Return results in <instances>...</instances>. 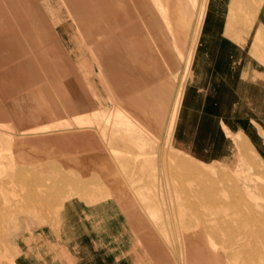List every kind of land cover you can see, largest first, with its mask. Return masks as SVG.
I'll use <instances>...</instances> for the list:
<instances>
[{"label":"rangeland","instance_id":"obj_1","mask_svg":"<svg viewBox=\"0 0 264 264\" xmlns=\"http://www.w3.org/2000/svg\"><path fill=\"white\" fill-rule=\"evenodd\" d=\"M45 1L14 0L8 5L20 9L24 17L19 20V27L25 29L35 26V18L30 17L34 12L55 14L66 5L69 11L77 13L81 8V0ZM110 1L104 0L105 11L111 10ZM140 1L133 0V20L140 22V11L145 7L150 24L155 21L159 27L163 25L165 42L172 45L181 65L180 82L173 93L162 133L156 136V132L141 128L118 107L123 106L119 102L115 108L64 116L60 113L57 90L47 91L56 104L52 115L7 114L5 119L0 114V264H16L15 245L21 236L43 228L50 230L53 240L66 247L73 239L82 240L84 251L90 254L85 264L90 260L94 264L97 260L100 264H115L114 257L103 254L108 252L117 254L118 264H264V158L247 137L226 128L215 139L213 151L206 147L205 128L209 126L204 121L203 107L197 114L193 112L195 121L190 125L191 133L197 137L190 142L198 145L182 146L176 140L185 93L193 85L194 60L198 49L207 41L213 0H143L144 4ZM220 1L229 6L221 9L227 14L228 27L241 25L249 18L247 14L254 16L249 19V25L258 35L251 45L264 58L257 45L259 25L264 24V0ZM116 3L122 6L124 0H114ZM1 15L0 12V22ZM40 17L39 22L44 26V15L40 13ZM49 27L54 32L49 36L52 39L49 45L38 42L35 34L22 36L26 52L21 58L27 60L23 67L28 74L22 73L20 78L26 81L30 77L28 80L36 81L37 88L48 81L43 72L51 69L49 56L64 57L59 61L61 65L53 67L55 73L77 72L66 46L55 33L54 23ZM34 43L32 50L36 55L48 46L53 50V54L48 51L45 68L29 58L27 46ZM14 47L0 48V61L3 58L8 67L17 62L12 57ZM56 74L58 81L48 85L58 88L61 77ZM175 75L178 76L177 70ZM212 78L210 73L203 78L201 86L210 84ZM23 92H19L21 102L30 100L27 96L33 92ZM1 94L0 111H8L11 100L3 99ZM31 98L36 102V111L46 109L45 100ZM42 125L43 130L39 128ZM8 126L17 130H5ZM78 130H83L85 137ZM28 138L26 142L24 139ZM36 174L42 178H35ZM157 202H164V207L161 203L156 205ZM83 206L96 210L100 220L95 225L97 234L92 225L97 221L80 222L82 214L73 212L70 224L72 227L75 222V227L64 238L59 236L63 221L73 209L80 211Z\"/></svg>","mask_w":264,"mask_h":264},{"label":"crops","instance_id":"obj_2","mask_svg":"<svg viewBox=\"0 0 264 264\" xmlns=\"http://www.w3.org/2000/svg\"><path fill=\"white\" fill-rule=\"evenodd\" d=\"M67 1L61 0V3ZM94 1L93 4L91 0H81V8L77 13L69 11L66 5L63 10L55 14L36 11L37 13L30 15L33 19L35 18V26L28 29L7 25V27L4 25L0 27V34H2L0 48L6 45L15 46L12 55H15L14 59L17 58V63L12 64L11 67L2 64L5 63L3 58V62H0L1 96L2 98L4 96L3 99L11 100L9 113L5 112L11 116L52 115L56 111V104L47 91L57 90L60 91L58 96L61 99L60 113L64 116L90 114L98 108H115L117 106L114 105L119 102L123 106L118 107L123 108L126 111L125 114L132 116L133 122L147 132L148 130L156 132L158 136L162 133L161 128L173 93L180 82L181 65L175 58L174 48L170 43L165 42L163 25L159 27L155 21L150 24V17L145 7L143 11H140L139 22L136 18L133 20V0H124L122 6H117L114 0H109L111 4L109 11L104 10V0ZM140 2L144 4L143 0ZM225 7L229 8L220 0H213V14L206 35L207 41L203 47L201 46V50L198 49L194 60L193 85L185 93L176 140L182 146L198 145L194 141L190 142V140H197V137L191 133L190 125L195 121L193 112L197 114V110L203 107L202 109L206 110L204 121L209 126L205 128L208 132L204 143L206 147H211L213 151L216 147L215 139L220 137L226 128L247 137L264 158V58L256 53L251 45L258 35L254 34L253 27L249 25L251 23L249 19H254V16L246 13L249 18L241 25L231 28L227 25V14L224 15L221 11ZM40 13L44 15L45 29L39 22V19H42ZM2 17L1 22L4 21V16ZM50 23H54L55 33L66 46L69 57L76 64L77 72L68 70L67 74H62V71L61 73L57 71L56 73H59L61 77L58 82L60 86L58 85V88L49 86L58 81V75L53 67L57 66L58 59L61 60L63 55H57L58 59H52L51 56L48 58V51H51L49 47L39 50L40 52L36 55V52L32 50L35 47L34 43L27 46L28 55L35 59L33 62L37 60L38 64L43 65L44 68L47 67V58L51 60L49 62H52L49 63L51 67L49 72H43V75L48 77V81L43 82L42 88H37L36 81L28 80L30 77L26 81L20 78L23 72H27L26 68H22L26 65V61H22L21 58L25 57L21 53L26 51V46L23 44L24 49L22 46L24 41L22 36L35 34L46 44L48 40L51 41L49 36L53 32L49 27ZM257 25L254 24L255 27H258ZM259 26L261 32H259L260 41L257 45L258 49L264 52V24L260 23ZM176 70L178 76L175 75ZM210 73L213 76L212 81L209 82L211 85L201 86L204 82L203 78ZM21 91L33 92V95L27 96L30 100L21 102L22 96L19 95ZM32 96L34 100L37 98L45 100L46 109L36 111V102L32 101ZM34 177L42 178L37 174ZM90 207H86L88 209L84 207L86 210L82 208L80 211L73 209L70 217L63 221L65 223L62 225V234L58 235L64 238L75 227V222L72 227L70 224L73 212L82 214L80 222L86 219L97 221L95 224L92 223L94 233L97 234L95 227L100 220L96 210ZM95 236L98 242V236ZM15 247L16 264H85V259L90 257V254L84 251L82 240L79 238L73 239L66 247L60 241L53 240L52 232L46 228L23 234ZM97 253L101 257L102 252L98 250V243ZM103 254L114 257L115 264H118L117 254L110 252ZM90 262L88 261L89 264L95 263ZM96 264H100L99 260Z\"/></svg>","mask_w":264,"mask_h":264},{"label":"bare ground","instance_id":"obj_3","mask_svg":"<svg viewBox=\"0 0 264 264\" xmlns=\"http://www.w3.org/2000/svg\"><path fill=\"white\" fill-rule=\"evenodd\" d=\"M8 2H14V0H0V9L2 10V11H0L1 13H2V15L4 16V21L3 22H1L0 23V27H3V25L4 26H10V27H12V26H15V27H19L20 26V19H22L24 16L22 15V13H21V11H20V9L17 7V8H15L14 6H10V5H8ZM6 4V5H5ZM47 5L45 6V8L47 9ZM170 9V8H169ZM187 9V8H186ZM184 17V16H183ZM201 17V16H200ZM169 25V24H168ZM6 26V27H7ZM14 27V28H15ZM42 28H44L45 29V26H41ZM20 28H22V27H20ZM41 28V29H42ZM12 29V28H11ZM255 30V29H254ZM43 31V30H42ZM41 31V32H42ZM45 31H47V30H45ZM6 32V31H5ZM188 33V32H187ZM46 34V33H45ZM1 36H2V34H0ZM9 35V34H8ZM40 35V34H39ZM0 36V37H1ZM46 36V35H45ZM11 37V36H10ZM44 37V36H43ZM196 37V36H195ZM58 38V37H57ZM192 38H194L193 36H192ZM12 39H13V37H12ZM11 39V40H12ZM45 39V38H44ZM47 39V38H46ZM49 39H50V37H49ZM3 40V39H2ZM40 40H42V39H40ZM40 40H38V42H40ZM52 40V39H51ZM193 40H195V39H193ZM10 41V40H9ZM47 41V40H46ZM50 40H48V42H49ZM53 41H55V40H53ZM59 41V40H58ZM6 42V41H5ZM52 42V41H51ZM46 44H48V43H46ZM51 44V43H50ZM45 45V44H44ZM49 45V44H48ZM54 45H52V47H53ZM49 47V46H48ZM10 48V47H9ZM50 48V47H49ZM54 48V47H53ZM56 50V49H55ZM188 50V49H187ZM189 51V50H188ZM11 52V51H10ZM13 52V51H12ZM26 52V51H25ZM185 53V52H184ZM189 53V52H188ZM21 54H24V53H21ZM189 55V54H188ZM13 56V55H12ZM15 56V55H14ZM14 56H13V59H14ZM19 56V55H18ZM43 56V55H42ZM30 57V56H29ZM16 58V57H15ZM64 58V57H63ZM17 59V58H16ZM31 59L32 60H35L34 59V57L32 58V56H31ZM260 59H262V58H260ZM20 60H22V59H20ZM25 60H26V58H25ZM40 60H42V59H40ZM59 61H60V59H58ZM186 60V59H185ZM17 61V60H16ZM23 61V60H22ZM27 61V60H26ZM1 62V61H0ZM20 62V61H19ZM35 62V61H34ZM186 62V61H185ZM190 62V61H189ZM17 63V62H16ZM33 63V62H32ZM36 63V62H35ZM4 64V63H3ZM31 64V63H30ZM37 64V63H36ZM43 64H44V62H43ZM58 64H60V63H58ZM21 65V64H20ZM61 65V64H60ZM4 66V65H3ZM12 66V65H11ZM10 66V67H11ZM15 66V65H14ZM17 66V65H16ZM22 66V65H21ZM26 66V65H25ZM24 66V67H25ZM19 67V66H18ZM23 67V66H22ZM23 67V68H24ZM36 67V66H35ZM39 67V66H38ZM6 68V67H5ZM15 68V67H14ZM21 68V67H20ZM12 69V68H11ZM18 69V68H17ZM18 70H20V69H18ZM38 70V69H37ZM17 71V70H16ZM19 72V71H18ZM23 73H25V72H23ZM63 74V73H62ZM2 75V74H1ZM14 75V74H13ZM25 75H26V73H25ZM25 75H24V77H25ZM11 78V77H10ZM13 79V78H12ZM17 79V78H16ZM27 79V78H26ZM8 80H11V79H8ZM14 81H15V79H14ZM1 82H4V81H1ZM7 84V83H6ZM8 84H9V81H8ZM15 84V83H14ZM27 84V83H26ZM19 85H21V84H19ZM19 85H18V87H19ZM2 86V89H3V84L1 85ZM12 86H14V85H12ZM25 86V85H24ZM28 86V85H27ZM60 86V85H59ZM11 87V86H10ZM14 88V87H13ZM5 89V88H4ZM3 89V90H4ZM17 89V88H16ZM14 90V89H13ZM11 92V91H10ZM13 92V91H12ZM14 93V92H13ZM6 94V93H5ZM9 95V94H8ZM7 95V96H8ZM182 95V94H181ZM10 96H11V94H10ZM2 97V96H1ZM3 98H4V96H3ZM9 98V97H8ZM9 101V100H8ZM5 106V105H4ZM4 109V108H3ZM123 110V109H122ZM8 112V111H7ZM120 112V114H123L121 111H118V113ZM9 113V112H8ZM8 113H6L5 111L4 112H1L0 111V114H1V116L2 117H6L5 119H8ZM11 116V115H10ZM121 116V115H120ZM124 116V115H123ZM126 116V115H125ZM1 117V118H2ZM122 118V117H121ZM12 119V118H11ZM87 120H89V119H87ZM8 121V120H7ZM6 121V122H7ZM68 121V120H67ZM71 121V120H70ZM90 122L92 121V120H89ZM10 122V121H9ZM59 122V121H58ZM72 122V121H71ZM82 122V121H81ZM84 123V122H83ZM83 123H82V125H83ZM89 123V122H88ZM61 124V123H60ZM75 124H76V122H75ZM79 124V123H78ZM91 124H93V123H91ZM39 125V124H38ZM44 125V124H43ZM43 125H42V127H39V128H43ZM70 125H71V123H70ZM95 125V124H94ZM40 126V125H39ZM46 125H44V128H47L48 126H46ZM72 126V125H71ZM78 126V125H77ZM77 126H76V129H77ZM80 126V125H79ZM74 127V126H73ZM81 127V126H80ZM80 127H78L79 129H80ZM95 127H97L96 125H95ZM168 127V126H167ZM1 128H2V126H1ZM37 128V127H36ZM49 128V127H48ZM75 128V127H74ZM90 128V127H89ZM5 130H7V131H13V130H17V128H11V127H6V128H4ZM3 129V130H4ZM31 129V128H30ZM33 130H34V128H33ZM43 130V129H42ZM77 131V130H76ZM78 131H81V130H78ZM5 131H3V133H4ZM28 132V131H27ZM33 132V131H32ZM47 133H49L50 132V129H49V132H48V130L46 131ZM82 133H83V135H84V131L82 130L81 131ZM5 134H7V133H5ZM24 134H26V133H24ZM24 134L23 135H21V136H24ZM28 137V136H27ZM26 137V138H27ZM50 137V136H49ZM84 137H85V135H84ZM98 137V136H97ZM12 138H13V136H12ZM24 138H25V136H24ZM29 139L30 138H28V140L27 139H24V140H26V142L27 141H29ZM13 140V139H12ZM103 140V139H102ZM104 141V140H103ZM39 145V144H38ZM37 144H36V146H38ZM70 145V144H69ZM105 145V144H104ZM40 146V145H39ZM63 147V146H62ZM43 148V147H42ZM1 149V148H0ZM62 149V148H61ZM63 149H65V148H63ZM73 149V148H72ZM68 150V149H67ZM109 150V149H108ZM107 150V151H108ZM239 150V149H238ZM73 151V150H72ZM114 152V151H113ZM74 153V152H73ZM80 154V153H79ZM57 155V153L55 154V156ZM59 155V154H58ZM77 155V154H76ZM52 156H53V154H52ZM4 166V165H3ZM187 177V176H186ZM188 179V178H187ZM13 184V183H12ZM45 188H49V186L48 185H46L45 186ZM264 189V188H263ZM191 190H192V188H191ZM195 191V190H194ZM193 191V192H194ZM201 191V190H200ZM11 193H14V192H11ZM14 195H15V193H14ZM13 195V196H14ZM1 198V197H0ZM159 203H161V205L164 207V202L162 203V202H157L156 203V205H159ZM1 204V203H0ZM213 204V203H212ZM247 205V204H246ZM241 209V208H240ZM243 210V209H242ZM196 214H197V212H196ZM195 214V215H196ZM167 218V217H166ZM193 218V217H192ZM198 218V217H197ZM223 219V218H222ZM244 219V218H243ZM246 219V218H245ZM193 220V219H192ZM200 220H203V219H201L200 218ZM224 220V219H223ZM217 231V230H216ZM256 233V232H255ZM260 234V233H259ZM190 235V234H189ZM263 235V234H262ZM241 242V241H240ZM75 264V263H74Z\"/></svg>","mask_w":264,"mask_h":264}]
</instances>
